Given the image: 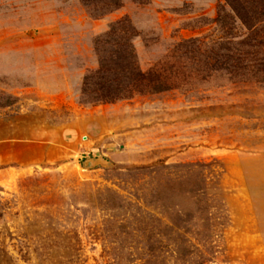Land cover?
Instances as JSON below:
<instances>
[{
	"label": "rangeland",
	"instance_id": "rangeland-1",
	"mask_svg": "<svg viewBox=\"0 0 264 264\" xmlns=\"http://www.w3.org/2000/svg\"><path fill=\"white\" fill-rule=\"evenodd\" d=\"M223 2L0 0V264H264V84L80 94L116 21L146 71Z\"/></svg>",
	"mask_w": 264,
	"mask_h": 264
},
{
	"label": "trees",
	"instance_id": "trees-1",
	"mask_svg": "<svg viewBox=\"0 0 264 264\" xmlns=\"http://www.w3.org/2000/svg\"><path fill=\"white\" fill-rule=\"evenodd\" d=\"M89 3V0H83ZM119 7L118 0H109ZM214 25V37L196 36L177 42L165 59L141 70L132 45L137 36L126 18L116 21L96 45H112L108 51L96 48L98 67L83 77L80 94L84 103L105 104L176 88L177 70L165 68L168 58L192 67L201 79L222 74L231 82L255 81L264 84V0H224L216 16H204L184 24L194 29ZM200 27V26H199Z\"/></svg>",
	"mask_w": 264,
	"mask_h": 264
}]
</instances>
